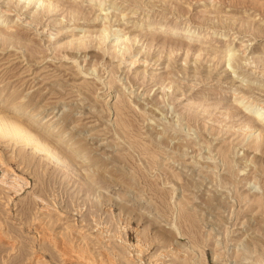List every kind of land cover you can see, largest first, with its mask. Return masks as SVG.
I'll list each match as a JSON object with an SVG mask.
<instances>
[{
	"label": "rangeland",
	"instance_id": "1",
	"mask_svg": "<svg viewBox=\"0 0 264 264\" xmlns=\"http://www.w3.org/2000/svg\"><path fill=\"white\" fill-rule=\"evenodd\" d=\"M48 1L0 0V113L72 164L0 139V264H264V0Z\"/></svg>",
	"mask_w": 264,
	"mask_h": 264
},
{
	"label": "bare ground",
	"instance_id": "2",
	"mask_svg": "<svg viewBox=\"0 0 264 264\" xmlns=\"http://www.w3.org/2000/svg\"><path fill=\"white\" fill-rule=\"evenodd\" d=\"M36 1H41L42 3H46L48 4L47 6L48 7H53L52 6V3H49L50 1L48 0H36ZM56 6H54L55 8ZM8 8V7H7ZM6 8V10H7ZM53 9V8H52ZM5 10V9H4ZM9 12V10H7ZM68 11V10H67ZM6 12V11H5ZM73 13V11H71ZM74 14V13H73ZM80 13H78L77 15H79ZM2 34V33H1ZM114 41V40H113ZM233 55L234 53L232 52H228L227 55H224L223 59L227 61V63L230 62V60L233 58ZM235 62V61H234ZM262 63V62H261ZM234 64V63H232ZM237 65V64H236ZM234 77V76H233ZM240 81V80H239ZM251 91V90H250ZM246 92V91H245ZM264 92V91H263ZM247 93V92H246ZM246 95V94H245ZM245 95H236V97H234V103L236 104H239L241 105V108L244 110V111H249V112H252V115L247 123V126L246 128H244L245 130H249L250 131V134H251V127L254 126L255 124H259L260 125V129L256 130V132H258L255 137H253V140H251L248 144L249 146L254 149V150H257V151H260L261 148L263 147L264 145V106H263V103H258L257 100H252L250 98V96H245ZM238 107V106H237ZM254 108V109H253ZM9 113L7 115H2L0 113V139H4V140H8L9 142H14L16 144H21L22 146H24L23 148L25 147H31L32 150L36 151V152H39V153H44L45 155V158H52V159H55V161L58 163H60L61 165H67L66 167H68L71 163V161H67V158L64 157V155L62 154V152L60 151L59 152V148L58 147H55V144L54 146H52V144L50 145L48 142L44 141L42 137H40V135H37V133L34 132L35 129L31 128V126H29V123H25V124H22V120H21V117L25 116L27 113L24 111L25 109L21 106V105H15V106H10L9 108ZM206 110V109H205ZM204 110V111H205ZM31 115V112L29 113ZM203 114V113H202ZM205 114V113H204ZM28 116V115H27ZM29 118V117H27ZM249 118V117H248ZM30 120L33 121V120H36L35 119V116H31L30 117ZM31 123V122H30ZM44 126L45 124L42 123ZM41 124V125H42ZM48 124V122H47ZM53 124V122L51 123ZM32 125V124H31ZM54 127L52 128L51 130V133L53 134L52 131H54L56 128L55 126L56 125H53ZM59 126L61 127V125L59 124ZM244 126V125H243ZM48 127V126H47ZM58 127V126H57ZM63 128V126H62ZM240 128V127H239ZM257 129V128H256ZM61 130V129H60ZM244 130V131H245ZM254 130V129H252ZM58 131V129H57ZM241 131V130H240ZM243 131V130H242ZM248 131H246L247 133ZM58 137L60 138V140L64 139V132L62 133V131L58 132ZM40 134V133H39ZM49 134H50V131H49ZM54 134H56L54 132ZM66 134V133H65ZM254 134V133H253ZM57 138V137H56ZM57 138V139H59ZM68 138V137H67ZM44 139H45V136H44ZM72 140V139H71ZM67 141V140H66ZM73 141L71 143H69V145L67 144L66 146L69 147V150L70 152H73L75 154V156H80L82 154H85L86 152H84L83 150L81 149H74L71 148V146L73 145L72 144ZM57 146V145H56ZM179 146V145H178ZM180 148V147H179ZM72 150V151H71ZM32 154V153H31ZM247 155V154H246ZM47 156V157H46ZM85 156V155H84ZM254 156V155H253ZM82 158V157H80ZM253 159H256L253 157ZM69 160V159H68ZM86 160V159H85ZM260 160V159H259ZM258 160V161H259ZM254 161V160H253ZM257 161V162H258ZM262 161V160H261ZM86 162V161H85ZM88 162V161H87ZM256 162V163H257ZM262 163V162H261ZM72 164V163H71ZM73 164H75L73 162ZM258 164V163H257ZM255 165V164H254ZM71 166V165H70ZM73 167V165H72ZM259 167V165H258ZM263 167V166H262ZM70 169H72L71 167H69ZM74 169V168H73ZM72 169V170H73ZM260 169V167H259ZM244 170V169H243ZM264 170V169H263ZM258 172V171H257ZM264 171H262L263 173ZM259 175H261L259 173ZM86 176V174L84 175ZM101 176H99L100 178ZM258 177V175H257ZM84 178V177H82ZM102 178V177H101ZM87 179V178H86ZM84 180V179H82ZM91 183V182H90ZM84 184V183H83ZM188 185H191V187L196 188L197 189V184L193 183V182H187ZM200 185V184H199ZM198 185V187H199ZM175 187V186H174ZM176 190V189H175ZM185 191V190H183ZM217 193V192H216ZM207 194V193H206ZM205 194V195H206ZM208 196V194H207ZM215 196V195H214ZM210 197V195H209ZM206 198L204 201H201L203 203L200 202V204L198 205H195V206H192L194 207L193 209L195 208H198V210L200 209H204L206 210L207 212H214V211H218L219 210H224L225 209V204L224 201H225V198H224V201L221 199V198H216L215 197H212V198ZM203 198V197H202ZM226 202V201H225ZM257 204V207L259 209H261L262 212H264V194L261 195V197L258 198V200L255 202ZM188 204V203H186ZM181 205V204H180ZM182 206V205H181ZM252 208L251 207H248V210L250 211ZM205 213V212H203ZM210 215V214H208ZM253 219V218H252ZM247 220V219H246ZM250 221L251 219H248V221L246 222V225L248 228H253V230L257 231L258 233H260L262 236H264V222L262 220H256V219H253L250 224ZM213 232V231H212ZM246 236V235H245ZM260 236V235H259ZM261 236V238H262ZM261 238H258V237H253L251 238L250 242H248L249 240V237H245V240L244 242H240L239 245H237L239 247H241V249L244 251H247L249 248V246H252L253 245V248L255 251H258L259 253V256L261 258H263L264 256V240L261 239ZM252 241V242H251ZM249 252V250H248ZM257 253V254H258ZM104 259V258H103ZM93 262V261H92ZM107 262V261H106ZM105 263V262H104ZM252 263V262H251ZM107 264V263H105ZM258 264V263H256Z\"/></svg>",
	"mask_w": 264,
	"mask_h": 264
}]
</instances>
